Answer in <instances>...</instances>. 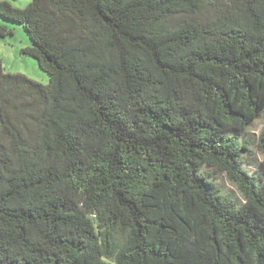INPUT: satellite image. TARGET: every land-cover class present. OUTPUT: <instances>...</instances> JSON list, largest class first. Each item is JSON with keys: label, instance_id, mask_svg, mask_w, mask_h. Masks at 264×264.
<instances>
[{"label": "trees", "instance_id": "16d2710c", "mask_svg": "<svg viewBox=\"0 0 264 264\" xmlns=\"http://www.w3.org/2000/svg\"><path fill=\"white\" fill-rule=\"evenodd\" d=\"M0 19L49 75L0 57V264H264V126L261 170L239 136L264 117V0H0Z\"/></svg>", "mask_w": 264, "mask_h": 264}, {"label": "rangeland", "instance_id": "374dc122", "mask_svg": "<svg viewBox=\"0 0 264 264\" xmlns=\"http://www.w3.org/2000/svg\"><path fill=\"white\" fill-rule=\"evenodd\" d=\"M7 1L20 8L27 6L31 2V0ZM0 21L14 29L13 34L0 37V57L3 61L5 71L9 73L25 74L33 80L47 84L49 82V75L39 67L37 60L32 56L22 54V49L31 45V40L23 26L4 19H0ZM263 126L264 117H260L252 123L249 129L239 132L241 139L248 140L250 142V147L254 151L252 156H247L248 159L254 161V164L251 165L252 169H263V154L257 147V140ZM205 169L209 170L208 168ZM216 181L221 186L223 193H232L235 197L240 199V201H243L240 191L228 180L225 174L219 173V177Z\"/></svg>", "mask_w": 264, "mask_h": 264}]
</instances>
